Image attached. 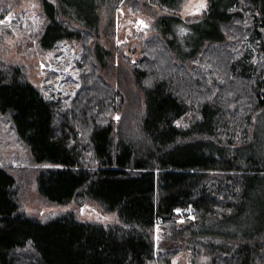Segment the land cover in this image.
<instances>
[{
	"label": "trees",
	"instance_id": "obj_1",
	"mask_svg": "<svg viewBox=\"0 0 264 264\" xmlns=\"http://www.w3.org/2000/svg\"><path fill=\"white\" fill-rule=\"evenodd\" d=\"M56 2L39 1L44 23L27 37L40 52L76 43L69 106L35 83L32 61L0 54V264H174L187 251L192 264H264V213L249 208L264 173L251 153L264 112V0H209L195 20L209 30L183 48L166 29L181 20L162 16L160 34L123 57L129 70L113 63L114 83L97 23L64 19ZM25 6L0 0V44L24 41ZM30 184L47 206L89 198L114 219L31 215ZM165 225L184 242L159 248Z\"/></svg>",
	"mask_w": 264,
	"mask_h": 264
},
{
	"label": "rangeland",
	"instance_id": "obj_2",
	"mask_svg": "<svg viewBox=\"0 0 264 264\" xmlns=\"http://www.w3.org/2000/svg\"><path fill=\"white\" fill-rule=\"evenodd\" d=\"M39 1L25 0L28 11L19 21L23 26L24 41L19 44L20 34H16L14 38L8 39L7 43L0 44V54L7 59H16L23 63L27 62V58L32 61L36 65L32 67V73L36 77L35 83L43 89L48 86L54 98L60 99L65 106H69L79 89L76 59L80 51L75 42L68 41L60 44L53 52H40L37 43L28 39L27 34L33 28L41 29L44 23L42 12L44 14L45 12H41ZM49 1L55 3V0ZM134 1L57 0L56 2V6L58 5L62 10L61 17L64 19L71 18L75 21L73 17L80 16L87 24L89 21L97 23L98 41L107 53L103 55L102 74L112 83L117 81L113 63L119 61L125 71L129 70L127 60L124 58L136 59L144 40L160 34L158 21L162 16L172 14L181 20L175 23L170 21L166 29L170 31V36L173 32L176 34V42L182 48L202 38L204 32L209 30L206 23L195 24V20L207 10L209 0H140V4H135ZM57 14L53 12L54 17ZM8 21L9 19L0 20V23L7 24ZM28 23L32 25L28 27ZM49 72H54L55 75L48 76ZM254 137L256 140L251 153L264 165V112L256 121ZM25 208L29 214H38L43 219L60 211L71 212L77 219L89 223H104L114 219L112 212H108L98 202L89 198L76 199L65 206H47L39 201L34 184L29 186ZM249 208L252 214L264 213V173L252 180ZM157 236L158 247L163 249L184 242L176 236L174 226L159 227ZM174 264H192L190 253L184 252L175 259Z\"/></svg>",
	"mask_w": 264,
	"mask_h": 264
}]
</instances>
